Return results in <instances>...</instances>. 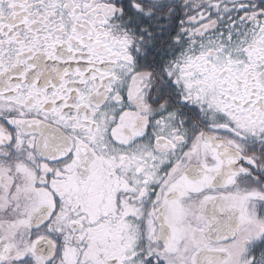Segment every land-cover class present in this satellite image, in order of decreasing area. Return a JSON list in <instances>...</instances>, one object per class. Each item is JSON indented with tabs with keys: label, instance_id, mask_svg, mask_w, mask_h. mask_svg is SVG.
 Returning <instances> with one entry per match:
<instances>
[{
	"label": "snow or ice",
	"instance_id": "1",
	"mask_svg": "<svg viewBox=\"0 0 264 264\" xmlns=\"http://www.w3.org/2000/svg\"><path fill=\"white\" fill-rule=\"evenodd\" d=\"M0 264H264V0H0Z\"/></svg>",
	"mask_w": 264,
	"mask_h": 264
}]
</instances>
